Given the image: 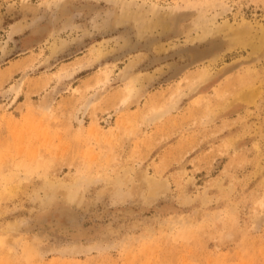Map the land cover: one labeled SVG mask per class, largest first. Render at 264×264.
Returning a JSON list of instances; mask_svg holds the SVG:
<instances>
[{"label":"rangeland","instance_id":"rangeland-1","mask_svg":"<svg viewBox=\"0 0 264 264\" xmlns=\"http://www.w3.org/2000/svg\"><path fill=\"white\" fill-rule=\"evenodd\" d=\"M0 264H264V0H0Z\"/></svg>","mask_w":264,"mask_h":264},{"label":"bare ground","instance_id":"bare-ground-1","mask_svg":"<svg viewBox=\"0 0 264 264\" xmlns=\"http://www.w3.org/2000/svg\"><path fill=\"white\" fill-rule=\"evenodd\" d=\"M159 46H161V45H159ZM77 202V201H76Z\"/></svg>","mask_w":264,"mask_h":264}]
</instances>
